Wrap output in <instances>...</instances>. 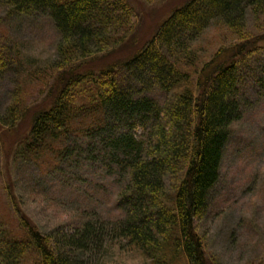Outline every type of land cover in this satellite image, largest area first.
<instances>
[{
    "label": "trees",
    "instance_id": "trees-1",
    "mask_svg": "<svg viewBox=\"0 0 264 264\" xmlns=\"http://www.w3.org/2000/svg\"><path fill=\"white\" fill-rule=\"evenodd\" d=\"M0 3L9 15L47 14L59 32L49 63L51 100L34 103L18 154L47 149L68 167L97 148L118 188L109 219L96 213L53 239L24 221L16 235L0 219V264H23L30 253L39 264H87L85 256L106 240L126 242L151 264H208L195 220L208 209L242 119L240 65L264 49V0H188L136 53L98 71L88 70L86 59L125 26L131 10L121 0ZM215 19L236 42L200 65L192 44ZM18 59L13 48L0 50V74ZM26 106L13 96L0 120L13 123Z\"/></svg>",
    "mask_w": 264,
    "mask_h": 264
},
{
    "label": "rangeland",
    "instance_id": "rangeland-1",
    "mask_svg": "<svg viewBox=\"0 0 264 264\" xmlns=\"http://www.w3.org/2000/svg\"><path fill=\"white\" fill-rule=\"evenodd\" d=\"M121 1L130 8V16L123 19L125 26L119 28L115 41L86 59L88 70L98 71L132 56L188 0ZM252 21L248 16L247 28ZM219 22L211 21L192 44L200 65L236 42ZM58 40L49 15H9L0 3V50L11 47L19 57L0 74V116L15 95L27 104L24 117L13 123L9 117L0 120V219L16 235L24 221L53 239L57 233H70L88 216L97 213L109 219L116 212L117 183L97 148L86 149L80 163L68 167L58 166L47 149L18 154L34 103L51 100L49 63L56 58ZM239 74L242 119L233 126L223 152L220 180L210 194L208 209L195 220L208 264H264V49L247 58ZM88 254L87 264H151L126 242L106 240L101 250ZM23 264H39V258L30 253Z\"/></svg>",
    "mask_w": 264,
    "mask_h": 264
}]
</instances>
